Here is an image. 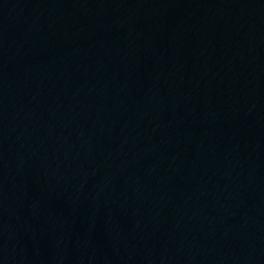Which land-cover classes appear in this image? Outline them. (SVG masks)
Wrapping results in <instances>:
<instances>
[{
  "label": "water",
  "instance_id": "obj_1",
  "mask_svg": "<svg viewBox=\"0 0 264 264\" xmlns=\"http://www.w3.org/2000/svg\"><path fill=\"white\" fill-rule=\"evenodd\" d=\"M0 264H264V0H0Z\"/></svg>",
  "mask_w": 264,
  "mask_h": 264
}]
</instances>
